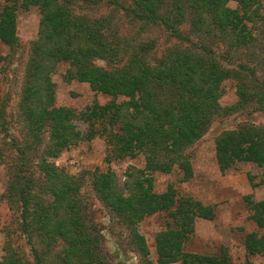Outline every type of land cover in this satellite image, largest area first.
Returning a JSON list of instances; mask_svg holds the SVG:
<instances>
[{"label": "trees", "instance_id": "1", "mask_svg": "<svg viewBox=\"0 0 264 264\" xmlns=\"http://www.w3.org/2000/svg\"><path fill=\"white\" fill-rule=\"evenodd\" d=\"M100 1L5 0L0 12V39L16 50L21 45L18 11L38 6L41 12L39 34L31 43L21 98V110L30 132L24 147L17 139H11L18 153L19 168L8 188L9 196L20 204V227L28 236L33 258L26 261L8 248L0 264H108L102 250V236L95 221L86 213L80 196L82 179L43 157L39 166L45 178V191L51 198L37 201L38 207L31 209L37 196L32 193V178L21 169L22 164L28 163L30 149L42 140L44 130L50 132L46 154L57 156L71 145L102 132L97 127L99 121L110 127L119 125L117 130L110 129L107 136L112 156H135L138 150L148 156L144 169L130 173L126 184L129 196L111 171L96 173L93 179L100 196L137 238L142 254L147 256L149 248L138 224L147 215L168 210L172 220L156 236L158 264H230L227 252L201 254L184 249L194 231L196 218H213L214 208L191 197L178 201L171 187L167 191H155L153 177L147 170L169 171L173 161L180 157L187 159L183 151L209 128L213 115L221 108L219 97L224 81L229 78L236 79L238 95L231 109L256 104V109L264 112V82L253 68L248 69L246 64L239 68L223 65L212 55V50L196 47L176 26L188 8H195L194 24L201 25L210 14L219 24L222 35L233 45H247L256 39L241 11L247 13L253 9L255 13V6L261 0H238V8L230 7L229 0H134L131 7L118 0H108L134 18L159 24L173 37L192 44L193 50L168 49L165 57L154 64L144 59L139 47L130 51L111 37L106 32V18L92 19L73 10L75 2L93 6ZM231 33L236 35L233 41ZM261 51L260 64L264 63V46ZM99 59L106 65L96 63ZM60 62L69 64L64 73L66 80L86 81L93 89L110 94L112 99L105 104L94 101L80 112L69 106H57L52 73ZM119 96L125 99L118 102ZM77 118L88 122L87 131L78 128ZM165 151L173 158L171 162L161 159ZM216 154L224 172L239 161L256 162L264 170V130L251 124L225 130L216 139ZM187 171L191 174L190 168ZM248 202L252 220L259 228H264V199ZM37 236L45 241H63L64 255L59 263L57 259H46L33 240ZM245 245L250 255L264 256V232L248 233ZM247 264L264 262L248 260Z\"/></svg>", "mask_w": 264, "mask_h": 264}, {"label": "rangeland", "instance_id": "2", "mask_svg": "<svg viewBox=\"0 0 264 264\" xmlns=\"http://www.w3.org/2000/svg\"><path fill=\"white\" fill-rule=\"evenodd\" d=\"M118 1L130 7L134 6V0ZM4 3L5 0H0V12ZM228 5L238 8L240 3L238 0H229ZM255 7V13L253 9L247 13L241 11L252 36L256 39L247 45H233L229 38L222 35L219 24L214 22V17L210 14L206 15L207 20L201 25L194 24L192 19L197 13L195 8H188L176 26L183 35L195 42L196 47L212 50V55L223 65L239 68L241 64H246V67L253 68L259 80L264 82V63L260 64L261 59L258 60L264 46V0ZM73 10L87 14L92 19L106 18V32L117 38L130 51L139 47L144 59L152 64L165 57L170 48L193 50L192 44L173 37L159 24L144 23L126 13L120 5L108 0H101L93 6L75 2ZM40 19L38 6L20 9L17 16L20 47L17 50L12 49L0 39V260L4 258L8 248L26 261L33 258L28 236L20 227V204L9 196L8 188L19 168L18 153L11 139H17L24 147L30 132L21 110V98L30 47L32 41L38 37ZM231 36L233 41L236 35L231 33ZM96 63L106 65V62L100 59L96 60ZM68 68L67 62H60L52 73L57 106H69L80 112L94 101L105 104L112 99L110 94L93 89L86 81L66 80L64 73ZM124 99L119 96L117 101L122 102ZM237 100V81L235 78H229L223 83L219 97L221 108L213 115L209 128L199 140L183 151L187 159L180 157L173 161L169 171L149 168L147 172L153 177L155 191L163 192L171 187L176 192L178 201L182 197H191L194 201L212 206L215 210L213 218H196L194 231L185 243L186 251L201 254L227 252L230 264H247L248 260L261 263L264 262V256L250 255L245 241L250 232H264V228H259L252 220V210L248 202L249 199H264L263 167L253 161H239L224 172L219 166L216 154V139L225 130H232L243 124L255 125L264 130V112L256 109V104L231 109ZM76 124L82 131H87L90 127L88 122L81 118L76 119ZM97 127H100L102 132L97 133L94 138L81 140L57 156L46 154L50 143L49 129L41 133L42 140L30 149L27 155L28 163L25 166L22 164L21 168L32 178V193L37 196L31 209L38 207L37 201L51 198L45 191V178L39 166L42 158L47 157L59 167H64L68 173L82 179L80 196L86 205V213L95 221L102 236V250L108 264H158L156 236L172 220L169 211L160 210L147 215L138 224V230L149 248V254L145 256L140 251L137 238L131 229L115 215L95 189L93 182L96 173L111 171L117 184L129 196L130 190L126 184L130 180V173L135 174L139 169H144L148 156L143 150H138L135 156H112L107 136L110 129L117 130L119 125L110 127L107 123L99 121ZM167 153L163 152L160 157L164 162H171L170 159L173 158ZM189 168L191 174L187 171ZM33 240L47 260L57 259V263L60 262L59 259L64 255V243L61 239L45 241L37 236Z\"/></svg>", "mask_w": 264, "mask_h": 264}]
</instances>
